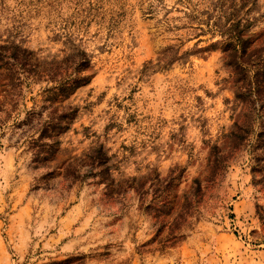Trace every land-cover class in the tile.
I'll use <instances>...</instances> for the list:
<instances>
[{"label": "rangeland", "instance_id": "1", "mask_svg": "<svg viewBox=\"0 0 264 264\" xmlns=\"http://www.w3.org/2000/svg\"><path fill=\"white\" fill-rule=\"evenodd\" d=\"M0 264H264V0H0Z\"/></svg>", "mask_w": 264, "mask_h": 264}, {"label": "trees", "instance_id": "2", "mask_svg": "<svg viewBox=\"0 0 264 264\" xmlns=\"http://www.w3.org/2000/svg\"><path fill=\"white\" fill-rule=\"evenodd\" d=\"M82 54L84 55V52H82ZM81 64L86 66V65H89V59H85L83 60L82 62L79 63V65H77V67H79ZM60 84H65L66 83V80H60L59 81ZM242 138V134L239 135V139ZM217 162L214 163V166L212 168V172L214 173L215 172V169L217 168ZM172 180V177L169 176L166 180V183H165V186H168L170 184ZM194 181H197V179L195 178ZM198 191H199V184L197 182V184L194 186V188L192 189L191 191V195L192 196H196L198 194ZM155 192V191H154ZM190 203H191V198L190 197H185L184 198V201L181 205V208L179 210V212H177L176 216L174 217L173 221L171 222V228H179V226L181 225V221L184 220V217L188 214H190L188 208L190 207ZM181 220V221H180Z\"/></svg>", "mask_w": 264, "mask_h": 264}]
</instances>
